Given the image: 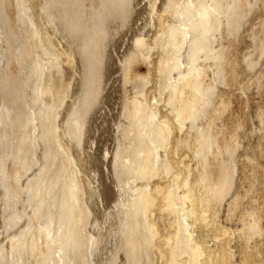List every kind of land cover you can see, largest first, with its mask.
Instances as JSON below:
<instances>
[{"label":"bare ground","instance_id":"6f19581e","mask_svg":"<svg viewBox=\"0 0 264 264\" xmlns=\"http://www.w3.org/2000/svg\"><path fill=\"white\" fill-rule=\"evenodd\" d=\"M133 1L0 0V234L13 230L0 243V264H93L100 241L88 231L94 192L83 173L82 145L87 116L107 74L112 21L125 26L138 0ZM245 1L148 2L151 35H138L120 66L130 90L113 167L127 194L120 225L127 264L235 261L225 240L229 229L219 226V208L228 197L234 210L248 207L256 202L259 185L264 188V169L258 177L245 165L244 178L236 180L244 119L232 108L233 96L235 90L247 96L253 86L264 94L257 76L264 73V63L254 58L251 46L242 58L236 51L245 28ZM60 34L70 39L64 50L55 42ZM260 39L255 42L263 56ZM78 59L85 65L82 89L67 110L73 92L65 64ZM139 63L148 71L136 70ZM242 74L248 83L240 80ZM263 105L258 109L262 142L246 155L260 168ZM249 206L252 221L236 245L242 247L241 264H264V207ZM209 237L220 242L218 251L209 248Z\"/></svg>","mask_w":264,"mask_h":264},{"label":"rangeland","instance_id":"374dc122","mask_svg":"<svg viewBox=\"0 0 264 264\" xmlns=\"http://www.w3.org/2000/svg\"><path fill=\"white\" fill-rule=\"evenodd\" d=\"M134 1L132 4H134ZM258 1L259 0H246L242 5L244 9V13L246 15L245 26H244L245 28H243V32H244L242 35L243 39L241 41V44H239L236 47V49L239 47L238 50L236 51L237 53H239L237 55L240 58H242L244 57V55H246L249 52L248 50H251L249 48L251 46L253 48L251 51H254V58L258 61V63H264L263 61L264 55L262 56L260 52L261 46L260 44L255 42L256 38L258 40L260 38L264 40V35H263L264 34V23H263L264 18L263 19L261 18V17H264L263 16L264 9L262 10L264 6L260 4V3L264 4V0H262L263 2L262 1L258 2ZM135 2L136 4L132 5L133 8L131 6L132 8L131 10L133 14L131 15L132 18L129 19V21L125 24V26L121 25L120 20L118 19L112 21V28H114L115 30L113 32L112 38L110 39V46L108 47L107 53H106L105 70L107 71V74H106V78L103 80V83H102L103 89H102V92L100 93L98 103L96 104L94 109L90 111L89 115L87 116L88 117V121L86 124L87 127L85 128L86 130H85L84 141H83L84 143L82 145V147H84V154H85L83 156L84 157L83 159L85 162L83 165V173L86 177H89L92 192H94V199L92 201L94 215H92L93 217L91 216L90 221L92 223L89 225L88 231L91 237L100 241L99 246L94 250L95 253L92 257L93 264H111V262L113 261H114L113 264H127L128 263L126 255H125V251L121 249L122 236L120 233L121 216H122L121 208H122V205L124 204L123 200L127 199L126 198L127 194L124 191L125 189L124 186L120 183L117 176L115 175V171L113 167V164H114L113 162H115L114 158L116 157V152L120 147L119 142L122 141V132L120 131V127L125 124V121L122 115V107L125 101L124 100L125 96L127 92L130 90V86L128 87V86L123 85V81H122L123 71L121 70L120 66L128 50L132 48L135 42V38L138 35H142V34L151 35V31H152L151 24H150L151 16H150V12L148 9L149 0H138ZM134 6L136 7L134 8ZM255 8L257 9V11L261 9L260 11H262L263 13H261L260 11L256 12ZM253 12L256 16L261 15V17H255ZM250 15H253V16L251 17ZM254 19H257V21L256 20L254 21ZM251 21H254L253 25H252L253 22L251 23ZM251 30H253V32L255 33H253ZM249 31H251L252 33ZM249 33H251L252 36ZM253 34H256L257 37H255ZM56 38H55L56 39L55 42L57 43V45L60 44L58 45L59 47H61L60 49H62L63 47L66 49L67 48L66 46H68L69 41H70L69 37L60 34L59 36H56ZM263 40L260 39V41L262 42ZM3 48H2V51H5V47ZM255 56H258V58ZM82 59H78L73 65L65 64V67L67 68L70 67L71 72H72V75H71V82H72L71 90L72 91L71 92H73V95L71 93L69 101L68 100L66 101L69 104L67 105L68 107H66L67 110L69 106H71L72 100L74 98L77 99V97L79 96L80 90L82 89V84H83L82 82H83L84 72H85L84 71L85 65L81 63ZM136 70H138L141 74L148 71L144 63H139L136 66ZM258 73L259 74L257 76L259 77V80L263 83L264 73L260 71ZM243 76L246 77L245 75L242 74V76L240 77V80H242L243 82L245 81L244 84L248 83V80L246 79L247 80L246 81ZM263 86H264V83H263ZM256 88L258 89L257 86H253L252 88H250L247 96H243L238 90H235L237 94L233 96V100H232V103H233L232 108L237 110V111L234 110L236 112V115L237 116L240 115L241 118L243 117L242 120L244 119L245 121V122L244 121L242 122V128L240 130V134H241L240 136L242 138L241 137L239 138V141L241 140L240 143H243V144H240L239 151H236V157L238 156V160L240 161V162L238 161L239 165H237V169H238L237 170L238 175H236V180L238 178L237 182L241 181L244 178L243 177L244 173L242 171L245 165H250V169H253V171L255 173L257 172L260 176H263V171L261 170L264 169V166H263L264 158L261 159V162L263 163L261 166L262 168L261 169L260 167H258L259 165H257L254 162L250 164L246 157L248 151H251L252 147L255 149L258 146V144L262 142L261 140L259 141L260 137H262V130H259V129L260 128L262 129L263 127L260 124L261 121L258 116V112H259L258 109L261 107L262 104H264V94L260 93V90H257ZM239 93L242 96H240ZM242 107H244L245 109H242ZM66 109L62 113L61 119L65 118L64 116L67 114ZM246 112H247V116H246ZM245 117H246V120H245ZM120 123L121 125H119ZM227 139L230 140V133H228ZM263 141H264V137H263ZM40 150L42 149L40 148ZM40 150L38 152L39 154L37 153L39 157L38 155H36L37 160H39V158L41 160L42 158L41 156L42 151L40 152ZM243 160L247 162L245 163ZM254 166L260 169L256 171V169L258 168L256 167L254 168ZM39 167L40 166H38L37 168L35 167L36 169L34 168L35 170L34 171L32 170L33 172L30 171L31 174L29 173L30 175L28 176L30 177L32 174H34L35 171ZM28 176H26V178ZM26 178H24L23 183H25ZM244 186H247V184ZM248 187L246 188L244 187L245 189H242V191L245 194L248 193L249 191L250 187L249 188ZM0 188L3 190V186H0ZM258 188L261 189V192L258 191ZM258 188H257L258 193L256 192L258 194L257 198L255 197L254 199H257L259 202L253 199V201H256V202H253V203L250 202V204H247L248 207H246L244 204V206L247 208V211H246V208L243 206H242L243 209L245 208L244 210H242L241 206L239 207L240 210L239 208L238 209L236 208L234 210L232 202L230 201L231 199L229 197L223 201L224 203L222 204L223 207L222 208L220 207L223 211H221L220 208L218 211V215L221 213L219 215L220 217H218L217 215L218 219H220L218 220V222L219 223L221 222L220 224L223 227L225 226L227 229L230 230V231L227 230L225 227L223 229V227L219 225L224 232L225 230H227L226 236L228 235V237L225 236L226 237L225 240L227 241V247H229V249L231 248L230 252L233 254L232 260H235L234 262L236 264L242 263L241 262L242 247L240 245L237 247L238 245L237 242L239 241V244H240L241 243L240 240H242L241 239L242 237L239 234L242 233L241 231L244 225L252 221V218L249 216V213H248V208L251 207L249 205L252 204L253 208L264 207V205H261V204H264L263 203L264 201L262 199V196L264 198V195L262 194L264 193V188L262 189L260 185ZM259 196L261 197L260 199H258ZM23 201H25V198ZM242 211L244 212L243 214H242ZM229 213L233 215L234 220H232V217H230L231 215ZM9 215H10V212H7L4 214L5 217H8ZM2 220H1L2 222L0 221V225L4 226L3 225L4 219ZM23 222L25 221L22 220L20 222V225L21 224L24 225ZM261 224H263L262 226L264 228V213H263V219L261 221ZM6 230H7L6 227H4L2 232L3 231L6 232ZM8 231L11 232L13 230L10 231L9 229ZM9 232H6L4 235L3 233L0 234L1 244L2 242H4V237H6V234H8ZM232 237L234 240L231 239ZM209 239H210L209 248L212 247V249H214L215 247L214 251L215 250L218 251L219 249L217 250V247L219 248L218 244L220 242H217V240H215L214 238L212 239V237H209ZM235 239H238V240H235ZM210 241H215L214 242L215 244ZM262 242H261V246L264 245V239L262 240ZM249 245L252 247V244H249ZM261 260L264 261V258ZM234 262L233 264H235Z\"/></svg>","mask_w":264,"mask_h":264}]
</instances>
